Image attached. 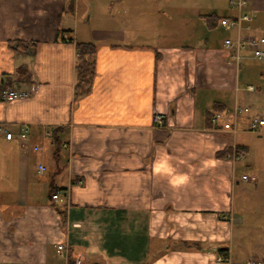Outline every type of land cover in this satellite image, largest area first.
<instances>
[{
	"label": "crops",
	"instance_id": "0c3cea01",
	"mask_svg": "<svg viewBox=\"0 0 264 264\" xmlns=\"http://www.w3.org/2000/svg\"><path fill=\"white\" fill-rule=\"evenodd\" d=\"M99 1L107 4L96 11ZM208 1L0 0V93L39 83L25 99L0 95V124L16 135L32 125L24 142L0 131V264H64L61 241L95 264H228L221 255L264 264V132L239 139L251 133L233 135L208 118L252 107L264 71L258 85L241 82L220 1ZM246 3L256 28L264 0ZM224 12L235 13L229 0ZM78 43L96 45L79 93ZM233 147L246 156L229 159ZM41 163L50 192L69 190V205L31 199L28 171ZM14 175L23 190L15 201L4 183Z\"/></svg>",
	"mask_w": 264,
	"mask_h": 264
},
{
	"label": "built area",
	"instance_id": "2783aa9c",
	"mask_svg": "<svg viewBox=\"0 0 264 264\" xmlns=\"http://www.w3.org/2000/svg\"><path fill=\"white\" fill-rule=\"evenodd\" d=\"M246 0H230V6L235 11L232 16H226L220 18V26L230 35L225 38L224 45L231 53V62H233L237 69L240 61L244 57V53L247 51L250 55L259 60H264V36H260L254 30L251 23V15L246 11ZM39 88L38 82H33L28 89H21L16 87L4 86L1 89V99L4 102H12L15 100L25 99L37 92ZM255 88L253 85H248L246 90L253 91ZM239 90V88H237ZM154 124L157 127H163L166 124L165 118L160 114H155L153 117ZM211 122L213 126L219 130L230 132L235 135L240 132L260 134L263 132L264 116L259 112H252L250 107L242 106L236 103L231 111L225 115L223 112L214 113L211 116ZM18 135L8 130L5 125L0 124V131L4 133L7 140H18L20 142L26 141L29 137L32 125L30 123H22L20 126ZM50 131L45 130L44 136L50 137ZM63 148H69V144H62ZM35 151H40L41 146L35 145L33 147ZM245 152L237 147H233L231 152L227 154V157L231 160L243 158ZM47 167L44 164H39L37 167L38 173H44ZM242 179L248 180L247 175H243ZM81 182V181H80ZM69 190L62 191L57 189L52 198L55 201H62L65 199L69 205L70 194ZM56 250L59 255L64 259V264H82V258L77 256L74 259H70L69 243L67 241H61L55 244ZM219 262L230 263L227 256H219L217 258ZM243 264H263V261L257 258H250Z\"/></svg>",
	"mask_w": 264,
	"mask_h": 264
},
{
	"label": "rangeland",
	"instance_id": "374dc122",
	"mask_svg": "<svg viewBox=\"0 0 264 264\" xmlns=\"http://www.w3.org/2000/svg\"><path fill=\"white\" fill-rule=\"evenodd\" d=\"M219 1H220L219 2L220 8L216 10L217 16L228 15V13L224 12V8H226L228 0H219ZM208 2L209 1L206 0L205 4ZM105 3H106L105 1L103 3L99 1L98 4L95 5V8H96L95 10L97 11L99 9L100 10L105 9ZM208 9H209V6L207 5L206 10ZM259 14H260L259 19L258 20L256 19V22L258 21L259 24L255 27H256V30L260 34L264 35V14L262 13H259ZM223 36L221 39H223ZM261 71H264V60L254 59L250 54L246 52L240 63L239 74L241 75V82H243L244 80H250L251 82L255 83V85H258V82L255 81V78L257 79ZM250 96L251 98H250L249 104H251L254 109H259V111H261L262 114L264 115V95H261L258 98L257 93L254 92V93H250ZM238 137L239 139L247 138L248 140H259V136L256 134H252V133L251 134H239ZM3 156H4V149L0 148V158H3ZM261 177L263 176L261 175ZM46 179L47 178L45 176V173L44 174L37 173L33 169V165H31L28 171V180L30 183L31 191L32 192L35 191L33 193L35 197L31 199H37L38 201H41V202H48L49 200H51L50 199V195H51V192H50L51 184L50 183L51 182L46 181ZM4 183L13 184L15 192H17L16 194L19 195V196L15 195L14 201L18 200L16 198H21L23 196L22 187L20 186L19 183H17V179L15 178V175L13 177V182L4 181ZM58 208L61 209L60 206ZM63 221L65 220H63L62 218V224L64 223ZM51 247L53 248V246ZM82 261H83V264H95V262H97V260L96 261H93L91 259L86 260L85 258H82ZM14 264H19V263L16 261L14 262Z\"/></svg>",
	"mask_w": 264,
	"mask_h": 264
},
{
	"label": "trees",
	"instance_id": "16d2710c",
	"mask_svg": "<svg viewBox=\"0 0 264 264\" xmlns=\"http://www.w3.org/2000/svg\"><path fill=\"white\" fill-rule=\"evenodd\" d=\"M77 48L79 54V63H78V82H77L76 90L79 93L84 88H86L90 82V77L92 74V65L90 61H88V59L85 58V56L93 55L96 51V45L94 43H78ZM215 109H219V108L217 107ZM208 113H209L208 118L210 119V116L213 112H208ZM54 190L55 188L51 190V193ZM59 214L63 218H66L64 210L59 209Z\"/></svg>",
	"mask_w": 264,
	"mask_h": 264
}]
</instances>
